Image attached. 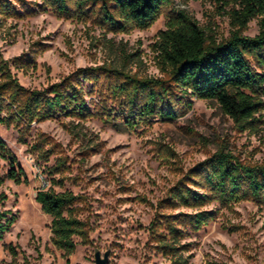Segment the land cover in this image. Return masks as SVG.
I'll return each mask as SVG.
<instances>
[{
    "label": "rangeland",
    "instance_id": "1",
    "mask_svg": "<svg viewBox=\"0 0 264 264\" xmlns=\"http://www.w3.org/2000/svg\"><path fill=\"white\" fill-rule=\"evenodd\" d=\"M9 1L18 12L0 14V61L22 87L47 90L85 68L101 67L102 73L97 83L80 77L89 116L0 122V137L18 159L15 168L25 172L22 182L9 178L11 165L0 153V211L16 218L0 243V264H97L99 258L106 264H179L181 257L188 264H264V201L212 199L196 206L172 200L181 184L207 191L198 169L220 151L264 165V115L245 129L217 101L192 98V107L175 120L153 117L130 128L125 100L114 91L124 78L119 71L169 77L154 44L176 10H186L211 37L228 38L233 28L220 4L174 0L148 28L111 31L93 17L62 16L43 0ZM259 30L255 19L245 34ZM106 69H114L110 77ZM4 105L1 116L10 114ZM44 186L78 197L76 214L87 223V235L74 237L72 251L53 242L52 217L36 200ZM202 210L213 218L192 226L186 216ZM170 225L181 230L176 240Z\"/></svg>",
    "mask_w": 264,
    "mask_h": 264
},
{
    "label": "trees",
    "instance_id": "2",
    "mask_svg": "<svg viewBox=\"0 0 264 264\" xmlns=\"http://www.w3.org/2000/svg\"><path fill=\"white\" fill-rule=\"evenodd\" d=\"M62 16L93 17L111 31H127L133 27L148 28L172 6L174 0H43ZM229 17L233 28L230 36L221 41L211 37L186 10H176L166 29L158 33L154 44L167 79L137 78L123 74L122 81L114 83V91L124 98L126 127L133 128L140 121L153 117L172 121L182 110L192 107L193 99L217 101L223 112L245 129L255 128L264 113V0H215ZM18 12L9 0H0V14ZM260 24L259 33L245 34L253 20ZM101 67L81 69L71 77L54 83L47 90L29 91L14 78L7 62L0 61V106L10 114L0 115V122L11 124L25 120L53 118L60 114L89 116L80 77L99 82ZM114 69H106L110 77ZM0 153L9 160L8 177L22 182L21 167L15 168L17 157L0 137ZM197 177L204 193L185 184L175 188L173 202L204 205L212 199L231 201L253 197L264 201V165H247L220 151L200 165ZM36 200L44 212L52 217L53 242L72 251L75 236L85 239L87 223L76 214L78 197L72 192H56L42 187ZM213 218V213L202 210L189 214L192 226L201 227ZM16 218L9 211H0V243ZM169 234L175 240L181 230L170 225ZM165 248L180 250V246L164 243ZM179 264H188L181 257Z\"/></svg>",
    "mask_w": 264,
    "mask_h": 264
},
{
    "label": "water",
    "instance_id": "3",
    "mask_svg": "<svg viewBox=\"0 0 264 264\" xmlns=\"http://www.w3.org/2000/svg\"><path fill=\"white\" fill-rule=\"evenodd\" d=\"M106 262H107L106 259H100V258H99V259L97 260V264H106Z\"/></svg>",
    "mask_w": 264,
    "mask_h": 264
}]
</instances>
